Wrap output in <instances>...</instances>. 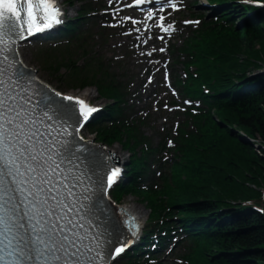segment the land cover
I'll use <instances>...</instances> for the list:
<instances>
[{
  "label": "snow or ice",
  "instance_id": "6c2138e0",
  "mask_svg": "<svg viewBox=\"0 0 264 264\" xmlns=\"http://www.w3.org/2000/svg\"><path fill=\"white\" fill-rule=\"evenodd\" d=\"M145 2L135 0L137 5ZM148 2L160 11L165 6L177 8L174 0ZM147 15L152 19L154 13L149 10ZM62 16L56 0H0V54L14 51L18 40L63 23ZM160 27L170 30L163 24ZM35 81L19 59L4 55L0 60V264H111L131 241L116 227L109 232L97 224L95 229L100 230L90 231L74 219L79 216L83 221L103 211L97 206L120 174L113 167L110 175L93 173V180L86 172H73V161L81 159L78 153L93 157L80 143L78 132L99 110L54 89L49 94ZM77 185L85 193L84 202L73 192ZM134 219L127 225L133 229V237H138L141 226L138 222L133 225ZM87 222L92 224L91 219Z\"/></svg>",
  "mask_w": 264,
  "mask_h": 264
},
{
  "label": "trees",
  "instance_id": "16d2710c",
  "mask_svg": "<svg viewBox=\"0 0 264 264\" xmlns=\"http://www.w3.org/2000/svg\"><path fill=\"white\" fill-rule=\"evenodd\" d=\"M259 24L249 34L235 35L225 39V45L216 47L223 67L221 81L227 88L237 87V80L243 81L249 72L264 67V21ZM243 52L248 55L247 60ZM255 81L260 89L230 105L222 118L232 127L264 138V77ZM220 131L222 135L212 131L201 142L202 152L191 154L190 174L176 177L177 193L172 203L181 204L185 211L190 209L184 213L186 223L191 226L194 222L202 236L194 263L264 264V216L249 211L237 219L230 214L223 221L226 215H220L222 208L240 205L242 200L259 195L257 187L264 183V154L242 142L227 126L220 127ZM200 169L201 174L196 173Z\"/></svg>",
  "mask_w": 264,
  "mask_h": 264
},
{
  "label": "rangeland",
  "instance_id": "374dc122",
  "mask_svg": "<svg viewBox=\"0 0 264 264\" xmlns=\"http://www.w3.org/2000/svg\"><path fill=\"white\" fill-rule=\"evenodd\" d=\"M195 10H198V11H206V10H201L202 8H199V7H195L194 8ZM193 9V10H194ZM27 49H24L23 51H22V55H23V57L26 59V58H28V56H27ZM32 60L34 59V58H31ZM34 69H37V67L34 65ZM155 86V84H152L151 85V88H153ZM78 93L77 94H79V93H82V94H80V95H82V96H90L91 94H90V92H86V91H83V92H81V91H77ZM158 114H155L153 117H155V116H157ZM165 121H166V118L165 117H162V118H158V119H156L154 122H153V125L154 126H158L159 128L161 127V126H163V125H166L165 124ZM147 131L149 132V133H151L152 132V128H148L147 129ZM120 151V153L121 154H123V156H124V159H126V157H127V154H126V152L125 151H121V150H119ZM123 203H125V205L127 206V207H134L135 209L136 208H138V211L140 212V214H142V217L143 218H145V217H147L148 216V213H149V211L143 206V205H141L135 198H132V197H129V198H127V199H125V201L123 202Z\"/></svg>",
  "mask_w": 264,
  "mask_h": 264
},
{
  "label": "bare ground",
  "instance_id": "6f19581e",
  "mask_svg": "<svg viewBox=\"0 0 264 264\" xmlns=\"http://www.w3.org/2000/svg\"><path fill=\"white\" fill-rule=\"evenodd\" d=\"M136 216H139L140 215V212L138 211V208H134V207H131V209H130ZM119 229H121V227L119 226L118 227Z\"/></svg>",
  "mask_w": 264,
  "mask_h": 264
}]
</instances>
